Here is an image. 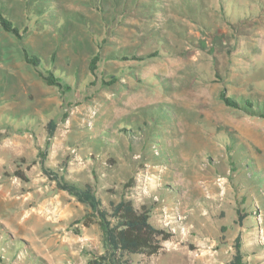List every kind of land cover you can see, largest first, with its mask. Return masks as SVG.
<instances>
[{
  "label": "rangeland",
  "instance_id": "374dc122",
  "mask_svg": "<svg viewBox=\"0 0 264 264\" xmlns=\"http://www.w3.org/2000/svg\"><path fill=\"white\" fill-rule=\"evenodd\" d=\"M148 2L0 0L70 87L48 85L0 27V264H89L105 250L88 206L43 170L50 120L47 167L173 233L127 264H227L239 233L246 264H264V0Z\"/></svg>",
  "mask_w": 264,
  "mask_h": 264
},
{
  "label": "trees",
  "instance_id": "16d2710c",
  "mask_svg": "<svg viewBox=\"0 0 264 264\" xmlns=\"http://www.w3.org/2000/svg\"><path fill=\"white\" fill-rule=\"evenodd\" d=\"M158 1V0H157ZM187 3L189 4L188 0ZM148 5L159 11V3L156 0H150ZM43 8H49L48 5H43ZM153 10L150 13H153ZM204 11V10H201ZM0 27L7 32L12 33L21 42L24 39L25 27H21L17 20L3 13L0 9ZM24 59L27 63L33 65L38 75L42 77L48 85H54L59 88L70 89L65 83V79L57 74L54 66L46 65L45 59L33 52L27 45L22 42ZM100 45L93 53L89 62L91 73L95 72L98 67V61L101 58ZM156 55L161 54V51L155 52ZM54 61V57H51ZM44 65L46 66H42ZM53 65V64H52ZM118 80L117 76L111 75V79L106 83H115ZM221 99L231 107L244 108L249 112H255L254 106L250 100L245 103L239 102L234 97L229 96L224 89L220 93ZM258 113V112H257ZM57 126L55 120H50L48 123L49 136L47 140L45 152H40V162L45 174L56 182L59 189L64 190L74 196L79 202L85 204L90 209L84 216L83 222L89 225L93 221V217L97 218L98 224L102 230L103 242L105 250L103 253L95 255L89 261V264H127V256L133 254H142L152 256L157 254L163 248V242L169 240L173 233L171 230L161 227L151 220V211L145 207L138 208L130 199L122 198L117 202L110 201V205L106 206L101 197L98 196L93 186L86 182L68 179L63 170H56L45 165L44 161L47 156V148L51 144L50 139L54 136V131ZM62 171V172H61ZM239 214V210H237ZM239 215V223H241ZM234 254L227 264H246L245 259L247 251L244 249L243 239L239 233L234 240Z\"/></svg>",
  "mask_w": 264,
  "mask_h": 264
}]
</instances>
